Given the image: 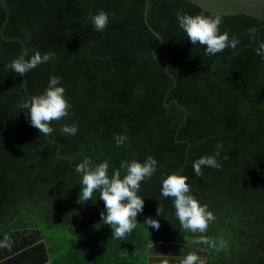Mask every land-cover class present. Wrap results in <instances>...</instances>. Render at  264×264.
<instances>
[{
	"label": "trees",
	"instance_id": "16d2710c",
	"mask_svg": "<svg viewBox=\"0 0 264 264\" xmlns=\"http://www.w3.org/2000/svg\"><path fill=\"white\" fill-rule=\"evenodd\" d=\"M6 2L3 34L23 40L24 58L55 53L23 75L26 91L42 94L58 76L70 109L52 123L51 136L31 126L18 108L29 98L21 75L7 67L20 57L21 44L0 37V241L11 240L10 248L0 247V264L24 263L36 251L28 263L35 264L46 254L56 257V249L77 254L80 264H180L189 253L203 264H264V57L255 51L264 42V21L220 14V32L240 42L206 55L187 39L176 14L217 13L188 0H147L145 15L144 0ZM100 11L109 22L96 31L90 17ZM3 15L0 6V22ZM251 27L255 40L246 31ZM72 124L75 135L60 131ZM117 134L128 138L121 147ZM218 142L221 167H202L196 177L193 162L214 155ZM85 156L107 160L109 175L122 161H157L140 185L137 227L124 240L112 238L102 222L98 193L78 202L82 176L75 165ZM173 173L187 176L191 194L214 214L205 235L216 248L195 243L198 234L181 229L172 198L161 195L163 179ZM148 217L159 221L158 230L144 224Z\"/></svg>",
	"mask_w": 264,
	"mask_h": 264
},
{
	"label": "clouds",
	"instance_id": "9594fccd",
	"mask_svg": "<svg viewBox=\"0 0 264 264\" xmlns=\"http://www.w3.org/2000/svg\"><path fill=\"white\" fill-rule=\"evenodd\" d=\"M113 16L115 13L112 14ZM91 22L96 31H103L109 22V15L104 11L91 16ZM176 19L179 27L186 33L187 39L192 45L200 44L205 47L206 55H216L225 49H236L239 39L235 36L229 38L228 31L220 32L223 23L220 14L205 16L203 14L190 15L177 12ZM252 40H255L257 29L251 27L246 30ZM256 54L264 57V42L258 43ZM55 58V53L45 52L43 55L36 51L29 58L23 56L12 60L7 67L12 69L17 75H26L38 65L47 63ZM60 77L52 76L48 81V86L44 93L34 95L18 104L21 111H26L30 115L31 126L37 128L40 134L51 136L54 121H60L68 116L70 105L65 98V88L59 86ZM60 131L66 135H75L77 126L62 125ZM117 147H121L127 141L126 135L117 134L115 137ZM222 143L218 142L214 155L201 156L193 162V170L196 177L203 175L202 167L219 169L218 162ZM227 160L228 157L224 156ZM157 169V161L149 156L144 162L136 159L122 161L119 168H114L109 175V162H95L92 158L85 156L84 159L75 165V171L81 174V191L78 202L92 200L94 193L104 202L106 215L101 212L103 223L111 226L112 238L124 240L137 227L136 217L143 211L144 200L138 195L141 182L150 179ZM124 175H121V171ZM188 177L179 174H169L162 181L161 195L165 198H172L175 215L179 221L181 229L198 234L194 242L197 244H207L211 248H216V241L209 238L205 233L209 226L215 221L214 214L208 210L206 204H201L190 192L187 183ZM157 215L161 216L163 207H157ZM145 225L158 230L159 221L148 217ZM220 246L226 247L223 241ZM0 247L10 248L11 240L8 236L0 241ZM167 264V261L164 262ZM180 264H203L200 257L195 253H189L180 261Z\"/></svg>",
	"mask_w": 264,
	"mask_h": 264
},
{
	"label": "water",
	"instance_id": "95a60500",
	"mask_svg": "<svg viewBox=\"0 0 264 264\" xmlns=\"http://www.w3.org/2000/svg\"><path fill=\"white\" fill-rule=\"evenodd\" d=\"M144 1L145 2H144L143 14L145 15L147 0ZM188 1L196 4L201 9L212 13H217V14L244 13L264 21V0H188ZM0 6L4 11L3 18L0 22V37L4 40H17L21 44L20 57L21 56L24 57L26 49L23 40L18 36H13V35L5 36L3 34V26L7 20L9 10L6 0H0ZM153 32L155 35L158 36V39L160 40L159 35L155 31ZM159 60L164 61L165 63L164 68H165L167 64V60L165 58H160ZM21 79H22V83H21L22 89L29 97H31V95L25 89V80L23 75H21ZM162 102L164 106L167 104L164 101V98L162 99Z\"/></svg>",
	"mask_w": 264,
	"mask_h": 264
},
{
	"label": "crops",
	"instance_id": "0c3cea01",
	"mask_svg": "<svg viewBox=\"0 0 264 264\" xmlns=\"http://www.w3.org/2000/svg\"><path fill=\"white\" fill-rule=\"evenodd\" d=\"M43 238V237H42ZM56 249L55 250V256H48L47 254L41 261H36L35 264H80V257L77 254L69 253L66 256L63 255L62 250ZM38 253L36 251L33 252L32 257L29 255V257H26L24 260V263L18 258L13 259L10 262H5L6 264H28L29 262L34 261V258L38 257ZM110 261L108 260H101L100 264H108ZM4 264V263H3ZM82 264V263H81ZM84 264H92V261H86Z\"/></svg>",
	"mask_w": 264,
	"mask_h": 264
},
{
	"label": "rangeland",
	"instance_id": "374dc122",
	"mask_svg": "<svg viewBox=\"0 0 264 264\" xmlns=\"http://www.w3.org/2000/svg\"><path fill=\"white\" fill-rule=\"evenodd\" d=\"M56 231H58V230H56Z\"/></svg>",
	"mask_w": 264,
	"mask_h": 264
}]
</instances>
